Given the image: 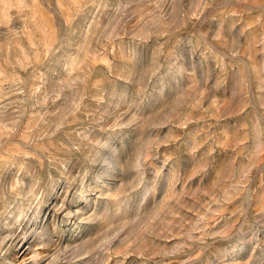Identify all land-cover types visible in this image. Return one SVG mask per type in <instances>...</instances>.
Here are the masks:
<instances>
[{
	"label": "rangeland",
	"instance_id": "374dc122",
	"mask_svg": "<svg viewBox=\"0 0 264 264\" xmlns=\"http://www.w3.org/2000/svg\"><path fill=\"white\" fill-rule=\"evenodd\" d=\"M0 264H264V0H0Z\"/></svg>",
	"mask_w": 264,
	"mask_h": 264
},
{
	"label": "bare ground",
	"instance_id": "6f19581e",
	"mask_svg": "<svg viewBox=\"0 0 264 264\" xmlns=\"http://www.w3.org/2000/svg\"><path fill=\"white\" fill-rule=\"evenodd\" d=\"M22 231V230H21ZM20 232V231H19ZM23 232V231H22ZM15 235V234H14ZM19 236V235H18ZM23 236V235H22ZM16 237H17V234H16ZM24 237V236H23Z\"/></svg>",
	"mask_w": 264,
	"mask_h": 264
}]
</instances>
